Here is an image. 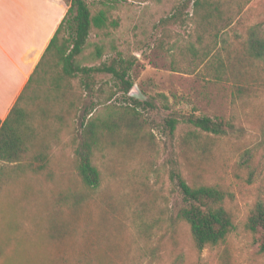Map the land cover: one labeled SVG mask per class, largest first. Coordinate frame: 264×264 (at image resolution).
<instances>
[{
  "label": "rangeland",
  "instance_id": "1",
  "mask_svg": "<svg viewBox=\"0 0 264 264\" xmlns=\"http://www.w3.org/2000/svg\"><path fill=\"white\" fill-rule=\"evenodd\" d=\"M84 1L95 10L103 0ZM179 1H121L113 13L118 27L106 36L91 32L81 64L100 62L93 57L96 44L103 48L101 61L117 53L132 61L130 77L141 96H128L139 102L131 104L136 113L121 117L129 130L114 132L95 149L101 179L96 189L85 187L76 172L74 112L63 118L67 127L51 142L50 176L2 175L0 264H264L258 239L246 227L253 206L264 200V59L248 69L249 90L236 99L231 82L173 71L172 62L186 68V61L171 55L168 42H180V49L188 28L162 19ZM234 21L219 44L223 58L227 51L241 54L251 35L264 39V0H249ZM97 82L105 90L100 100L114 92L113 107L128 102L108 75ZM53 96L41 89L29 110L39 118L44 109L49 126L61 113L47 102ZM83 99L96 101L88 92ZM187 115L222 118L232 127L220 136L206 134L182 121ZM170 117L178 119L172 135L165 124ZM172 164L189 184L227 194L232 229L223 244L194 248L177 217L182 200L170 180Z\"/></svg>",
  "mask_w": 264,
  "mask_h": 264
},
{
  "label": "trees",
  "instance_id": "2",
  "mask_svg": "<svg viewBox=\"0 0 264 264\" xmlns=\"http://www.w3.org/2000/svg\"><path fill=\"white\" fill-rule=\"evenodd\" d=\"M63 1L68 9L62 22L8 116L0 121V179L5 173L12 176L26 171L50 176L48 165L51 161V142L56 141L67 127L63 118L74 112L76 124L71 141L76 172L85 187L96 189L101 179L93 163L94 151L114 132L129 130V125L127 122L124 124L121 117L133 116L136 108L131 104L139 102L128 96L134 85L130 77L134 67L132 61L121 53L101 61L103 48L100 44L95 45L93 53L94 60L99 63L82 65L80 57L90 45L92 31L97 36H106L109 34L106 30L118 27L113 13L121 1L127 0H103L101 8L95 10L84 0ZM248 2L179 1L169 15L162 19L163 24L188 28L187 39L180 49L175 48L180 42H168L171 47L168 51L171 53L175 50L171 55L186 61V68H177L172 62L173 71L199 73L217 83L231 82L232 97L236 99L244 95L249 90L246 78L248 69L252 70L255 62L264 59V39L251 35L243 44L241 54L227 51L225 58L220 54L219 44L223 40L222 35L235 24V17L240 15L243 5ZM164 44L163 40L159 42L161 47ZM102 74L108 75L126 97L125 101L128 102L123 106L115 108L111 105L110 101L116 95L114 92L107 97L106 102L100 100L105 90L102 85H98L97 77ZM43 88L54 94L53 99H47L48 104H55L61 110V113L51 117V126L43 122L48 119L44 109H40L43 115L39 118L29 111L34 98ZM84 92L90 93L96 101L84 103ZM159 97L167 101L165 96ZM149 103L154 107V103ZM181 119L200 132L214 136L226 134L232 127L222 118L187 115ZM177 123V118L166 120L168 135L173 134ZM170 180L182 200L177 217L188 228L194 248L202 250L223 244L232 229L231 216L225 208L227 194L216 186L189 184L175 164L170 170ZM246 227L258 239V253L264 255V200L255 203L247 216Z\"/></svg>",
  "mask_w": 264,
  "mask_h": 264
},
{
  "label": "crops",
  "instance_id": "3",
  "mask_svg": "<svg viewBox=\"0 0 264 264\" xmlns=\"http://www.w3.org/2000/svg\"><path fill=\"white\" fill-rule=\"evenodd\" d=\"M67 9L63 0H0V121L8 116Z\"/></svg>",
  "mask_w": 264,
  "mask_h": 264
},
{
  "label": "water",
  "instance_id": "4",
  "mask_svg": "<svg viewBox=\"0 0 264 264\" xmlns=\"http://www.w3.org/2000/svg\"><path fill=\"white\" fill-rule=\"evenodd\" d=\"M129 94H130V96L136 97V98L141 96V93H140V91H139L137 86H133L132 89L130 90Z\"/></svg>",
  "mask_w": 264,
  "mask_h": 264
}]
</instances>
